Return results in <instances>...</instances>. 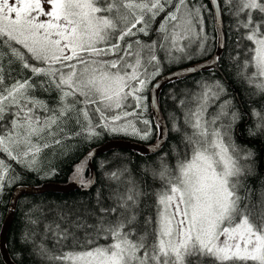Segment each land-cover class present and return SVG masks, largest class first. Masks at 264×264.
I'll return each instance as SVG.
<instances>
[{
    "label": "snow or ice",
    "instance_id": "1",
    "mask_svg": "<svg viewBox=\"0 0 264 264\" xmlns=\"http://www.w3.org/2000/svg\"><path fill=\"white\" fill-rule=\"evenodd\" d=\"M209 2L236 18L237 31L244 30L240 39L249 43L238 75L264 95V0ZM206 11L196 0H0V154L35 171L42 151L62 143L69 122L80 129L75 135L87 139L102 133L149 139L151 122L142 113L144 92L160 74L157 53L172 63L206 54ZM162 14L157 40L142 41L139 37L149 36ZM36 91H55L56 107ZM225 92L216 81L194 94L195 107L185 113L184 125L191 131L183 134L184 156L174 170L162 158L157 175L163 187L155 193L154 214L146 217L143 231L134 227L143 193L128 180L123 192L110 197L115 206L99 209L103 215L81 250L51 259L63 264H264V193L259 205L252 203L250 189L240 194L241 178L253 171L240 161H251L253 153L240 155L229 135L240 114L224 101L208 115ZM252 114L258 122L250 134H264V114ZM128 117L145 127L137 128ZM174 130L181 131L175 125ZM94 154L74 170L72 179L81 187L93 182L82 173ZM10 171L0 159V193ZM125 171L108 178L119 181ZM113 214L115 219H107ZM47 230L58 242L70 235L55 223ZM46 251L41 248V254Z\"/></svg>",
    "mask_w": 264,
    "mask_h": 264
},
{
    "label": "trees",
    "instance_id": "2",
    "mask_svg": "<svg viewBox=\"0 0 264 264\" xmlns=\"http://www.w3.org/2000/svg\"><path fill=\"white\" fill-rule=\"evenodd\" d=\"M196 2L203 3L208 9L203 13V16L205 31L210 40L209 50L199 59H190L176 66L164 67L148 85L144 92V96L147 98L145 100L147 108L142 113L143 118L151 122L153 130V138L148 143L155 142L158 137V127L153 118L149 100V93L154 83L170 71L211 57L216 50L217 32L211 3L209 0H196ZM162 18L163 14L152 25L153 31L149 36L141 35L139 38L149 41L157 37L155 28L158 27ZM222 20L225 44L217 68L202 70L194 75L168 82L159 93L160 106L168 127L167 138L160 150L151 154L126 149L105 151L92 160L95 181L89 190L77 188L68 193L49 191L25 194L19 198L6 240L8 253L16 264H63L62 261L51 259V257L81 250L80 246L94 231L92 226L97 224V217L103 215L99 209L114 207V201L110 197L117 190L123 192L128 187V180L133 181L143 193L137 209L138 224L134 225L138 231H143L146 217L154 214L155 193L163 187V181L157 175L162 168V158L163 164L174 170L178 159L183 158L186 150L183 134L191 131L184 125L186 110L177 105L179 99L173 100L170 97L174 85L212 84L219 81L224 86L226 92L221 95L219 101H216V105L224 101H231L233 109L240 114V119L231 128L229 134L231 140L241 150L240 155L249 150L253 153L251 161H240L242 165L250 163L253 168L251 174L241 178L240 194L243 196L246 194V190L250 189L252 203L260 204L261 194L264 193V134L252 135L250 130L255 132V125L258 122V117L252 114L253 110L264 114V95L255 94V87L249 85L238 75L243 70L245 46L249 43L240 39L244 30L237 31L234 27L236 18L226 12H222ZM250 71L251 69L248 70V72ZM13 75H16V71L13 72ZM5 82L10 83L11 81L6 80ZM35 95L46 101L49 107H56L57 93L55 91H36ZM129 104H131V100ZM133 118L128 117L129 120ZM174 123H177V127L185 130L181 129L179 132L174 130ZM79 130L77 125L69 122L65 126L66 136L62 139V143L42 151L38 157L39 161L35 165V171L25 168L16 161L8 160L4 154H0V159L11 165V171L8 173L10 182L0 193V228L8 209L12 191L16 186L39 187L48 182H68L73 167L82 160L88 150L118 136V134L102 133L98 137L87 139L85 136L74 134ZM124 169L127 171L119 181L108 178L109 173ZM11 177H16V179L11 180ZM82 178L84 180L90 178L89 169L83 172ZM256 210L260 211L261 208L257 207ZM61 215L66 216V220H61ZM107 219L113 220L115 215H109ZM29 220H34L36 223H30ZM54 223L59 224L61 229H68L70 233L68 239L58 242L54 233L47 230V226ZM26 234L27 239L25 238ZM98 243L103 244L106 241L100 239ZM41 248L47 250L45 254H41ZM0 264H3L1 256Z\"/></svg>",
    "mask_w": 264,
    "mask_h": 264
},
{
    "label": "water",
    "instance_id": "3",
    "mask_svg": "<svg viewBox=\"0 0 264 264\" xmlns=\"http://www.w3.org/2000/svg\"><path fill=\"white\" fill-rule=\"evenodd\" d=\"M211 6L213 10L214 23H215V28L217 32V44H216V50L214 54L205 60L184 66L182 68L175 69L173 71H170L164 74L159 79H157V81L154 83L153 87L150 90V93H149L150 107H151L153 118L158 127V137L156 141L151 144H142V143L131 142V141H123V140H109L106 143L100 146L91 148L90 150L87 151V153L84 155L82 160L73 167V172L71 173V176L68 182H65V183L48 182L39 187L25 186V185L16 186L12 191L8 209L4 216V219L2 221V225L0 228V256L3 261V264H16L15 261L10 257L8 253L6 240H7L8 230L14 219L17 201L22 195L39 194V193H44V192H49V191L68 193L77 188L89 190L95 181V170L92 164V160L97 155L105 151H111V150H116V149L133 150V151H137V152L144 153V154L155 153L161 149V147L163 146L167 138L168 127H167V123H166V120L163 115L160 102H159L160 91L168 82H171L179 78L194 75L197 72L202 71V70L217 68L218 61L223 53L224 44H225V32H224V26H223V20H222V12L220 8L214 6L213 4H211ZM93 152L95 154L90 159L88 166L85 168V170L86 169L90 170V178L92 179L93 182L90 187L84 188V187H81L78 182L74 181L72 177L75 174L74 173L75 168L79 166L81 162L84 161L88 157L89 153H93Z\"/></svg>",
    "mask_w": 264,
    "mask_h": 264
},
{
    "label": "rangeland",
    "instance_id": "4",
    "mask_svg": "<svg viewBox=\"0 0 264 264\" xmlns=\"http://www.w3.org/2000/svg\"><path fill=\"white\" fill-rule=\"evenodd\" d=\"M141 40L145 41V42H151V41L157 40V37L152 38L149 41L145 40V39H141ZM194 49H195V45H193V48L189 49L188 51H194ZM174 54L175 55H179V53H174ZM157 55L161 57V69H160V71L166 66H170V65L176 66V65L181 64L182 62L188 61L190 59H199V58L204 56V55H200V54L197 53V54L193 55L190 59H184V60L172 63V62H169V61H167L166 59L163 58L164 57V53L163 52H158ZM204 84L205 83L194 84V85L193 84L174 85L175 87H173V90H172V93H171L170 97L173 100L179 99L177 105L180 106V108H182L183 110L185 109L186 112H187V110L190 107H195V103L193 102V96H194V94H198L199 92L202 91V85H204ZM131 103H134V102L131 101ZM144 103H145V101H144ZM219 105L220 104L216 105V102L214 104H212V106L209 107V109H208V115L211 116L212 114L217 112L218 108H219ZM131 110L132 109L129 108V111H131ZM130 120H132L136 124V127L139 128V129H143L145 127L143 125V123L137 122L135 117L133 119H130ZM174 125L177 127V123H174ZM180 129H183V128H180ZM183 130H185V129H183ZM152 138H153V130H152V135L147 140H142V139H140L138 137L131 136V135L125 136L123 134H118V136L116 138H114L113 140H123V141H131V142H137V143H142V144H151V143H148V142H150ZM38 161H39V159H38Z\"/></svg>",
    "mask_w": 264,
    "mask_h": 264
}]
</instances>
